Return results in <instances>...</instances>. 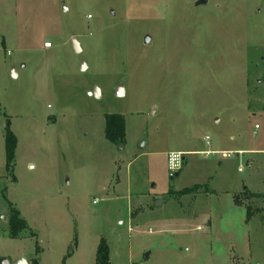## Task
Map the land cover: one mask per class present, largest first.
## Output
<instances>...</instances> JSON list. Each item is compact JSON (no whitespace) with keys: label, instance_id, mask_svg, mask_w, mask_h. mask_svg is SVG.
<instances>
[{"label":"rangeland","instance_id":"1","mask_svg":"<svg viewBox=\"0 0 264 264\" xmlns=\"http://www.w3.org/2000/svg\"><path fill=\"white\" fill-rule=\"evenodd\" d=\"M199 1L0 0V258L264 264V0Z\"/></svg>","mask_w":264,"mask_h":264},{"label":"trees","instance_id":"2","mask_svg":"<svg viewBox=\"0 0 264 264\" xmlns=\"http://www.w3.org/2000/svg\"><path fill=\"white\" fill-rule=\"evenodd\" d=\"M105 135L106 139L113 145L122 143L125 140V125L123 119L115 116H108L106 118ZM17 145V137L13 134L8 125L5 135L6 172L8 174L14 172ZM9 225L12 239H20L21 234L28 230L27 223L21 218L20 212L14 208L11 210ZM37 252H39V249H37ZM34 264H40V261L35 260ZM96 264H111L110 250L105 239H102L98 246Z\"/></svg>","mask_w":264,"mask_h":264},{"label":"built area","instance_id":"3","mask_svg":"<svg viewBox=\"0 0 264 264\" xmlns=\"http://www.w3.org/2000/svg\"><path fill=\"white\" fill-rule=\"evenodd\" d=\"M91 18V17H89ZM44 47L46 49H51L52 48V44L51 43H45ZM256 130L259 129V126L255 127ZM205 141L207 142V144L209 145V142L211 141L210 137H206ZM201 155L205 156V157H210V156H218L222 159H230L232 156H238L239 158H241L244 153L240 152V153H226V152H222V151H206V152H202ZM184 162V158L182 157V155L180 154H171L168 157V166H169V171L172 173L171 176H173L174 174H176L183 165ZM243 168L240 167L239 168V172H242Z\"/></svg>","mask_w":264,"mask_h":264},{"label":"water","instance_id":"4","mask_svg":"<svg viewBox=\"0 0 264 264\" xmlns=\"http://www.w3.org/2000/svg\"><path fill=\"white\" fill-rule=\"evenodd\" d=\"M208 3V0H200L198 2V5H206ZM150 39L149 37L146 38V43H149ZM74 49L77 53H80L81 49L79 47L78 42L74 39ZM92 94V93H91ZM179 176V173L175 174V177L177 178ZM173 178L171 177L172 186H173ZM149 256V255H148ZM0 264H28L25 258H19L14 263H11L7 258H0Z\"/></svg>","mask_w":264,"mask_h":264},{"label":"crops","instance_id":"5","mask_svg":"<svg viewBox=\"0 0 264 264\" xmlns=\"http://www.w3.org/2000/svg\"><path fill=\"white\" fill-rule=\"evenodd\" d=\"M53 48V47H52ZM51 48V49H52ZM219 122V121H218ZM256 126H258V125H256ZM255 126V127H256ZM260 128V127H259ZM256 130V129H255ZM232 140H233V138H231ZM222 152H226V153H240V152H242V153H244V155L246 154V153H249V152H245V151H243V150H238V151H228V150H222ZM253 152V151H252ZM250 153H251V151H250ZM254 162V160L253 159H247L246 160V163L249 165V164H251V163H253ZM222 163V161H220V164ZM240 194V193H239ZM239 194H235V195H233L232 196V202H233V204H234V206H236V207H238V208H241V207H239L238 205H236L235 204V202H236V197L239 195ZM20 258V256H17L14 260H11L10 262L11 263H14L15 261H17L18 259ZM27 263L29 264V262L27 261Z\"/></svg>","mask_w":264,"mask_h":264}]
</instances>
